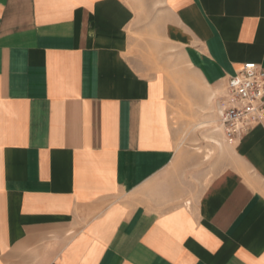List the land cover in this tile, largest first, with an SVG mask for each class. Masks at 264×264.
<instances>
[{
	"label": "crops",
	"instance_id": "0c3cea01",
	"mask_svg": "<svg viewBox=\"0 0 264 264\" xmlns=\"http://www.w3.org/2000/svg\"><path fill=\"white\" fill-rule=\"evenodd\" d=\"M245 63L264 0H0V264H264L263 125L185 190Z\"/></svg>",
	"mask_w": 264,
	"mask_h": 264
},
{
	"label": "built area",
	"instance_id": "2783aa9c",
	"mask_svg": "<svg viewBox=\"0 0 264 264\" xmlns=\"http://www.w3.org/2000/svg\"><path fill=\"white\" fill-rule=\"evenodd\" d=\"M264 126V67L245 63L229 78L219 111V128L230 145L252 128Z\"/></svg>",
	"mask_w": 264,
	"mask_h": 264
},
{
	"label": "rangeland",
	"instance_id": "374dc122",
	"mask_svg": "<svg viewBox=\"0 0 264 264\" xmlns=\"http://www.w3.org/2000/svg\"><path fill=\"white\" fill-rule=\"evenodd\" d=\"M189 123V129L187 131L190 133L194 132L196 138L187 140L186 145L193 149L200 148L203 153H206L208 150L213 151V156L208 161L204 158V154L198 155L197 150L192 151L194 154L185 157V162L188 163V167L192 168V171H187L185 175L193 184L192 186L185 188V190L187 193L191 194L192 191L202 189V187L206 185L209 179L214 175V165L222 160L223 157L221 151H223V149H218L207 141L209 137H216L222 142L220 136L221 132L217 131L219 117L217 118L216 116L211 125H207V122L205 123L204 121L197 123L191 119L189 120ZM200 125H205L206 127L198 128Z\"/></svg>",
	"mask_w": 264,
	"mask_h": 264
},
{
	"label": "bare ground",
	"instance_id": "6f19581e",
	"mask_svg": "<svg viewBox=\"0 0 264 264\" xmlns=\"http://www.w3.org/2000/svg\"><path fill=\"white\" fill-rule=\"evenodd\" d=\"M206 127L205 125L204 126H199L198 128H204ZM218 130H220L219 126H218ZM221 131V130H220ZM208 142H210L214 147L218 148V149H223L224 148V145L223 143L216 137H209L207 139ZM197 150L199 153L201 154H204V158L208 161L212 158L213 156V151L212 150H208L206 153H203V151H201L200 148H197L195 149Z\"/></svg>",
	"mask_w": 264,
	"mask_h": 264
}]
</instances>
